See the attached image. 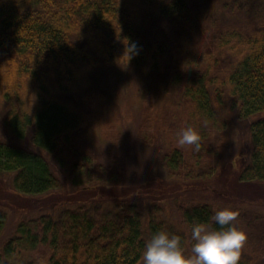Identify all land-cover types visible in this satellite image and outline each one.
Masks as SVG:
<instances>
[{
	"label": "trees",
	"instance_id": "16d2710c",
	"mask_svg": "<svg viewBox=\"0 0 264 264\" xmlns=\"http://www.w3.org/2000/svg\"><path fill=\"white\" fill-rule=\"evenodd\" d=\"M132 43L138 54L128 61ZM119 65L159 74L166 92L177 88L174 104L146 113L137 134L149 145L169 138L157 147L179 186L212 192L226 128L216 107L250 119L249 160L228 170L234 190L222 193L237 202L234 223L247 236L238 264H264V0H0V174H13L14 188L31 198L63 187L89 195L19 221L10 236L0 207V264H143L157 231L181 236L190 254L193 224L219 227L208 201L175 198L172 221L158 204L147 211L128 194L101 192L119 171L78 133L101 121L102 139L120 144L121 116H102L105 93L95 82ZM188 126L199 149L178 144Z\"/></svg>",
	"mask_w": 264,
	"mask_h": 264
},
{
	"label": "rangeland",
	"instance_id": "374dc122",
	"mask_svg": "<svg viewBox=\"0 0 264 264\" xmlns=\"http://www.w3.org/2000/svg\"><path fill=\"white\" fill-rule=\"evenodd\" d=\"M116 70L101 69L95 76V82L105 93V97L97 104L102 116L104 118H112L115 114L121 116V122L117 127L123 135L120 144L114 146L110 141L102 139L101 121L88 125L78 133L79 137L93 143L100 160L113 166L110 171H119V174H115L113 180L108 182L113 188H105L101 192L108 194V200L128 194L140 205L145 204L147 211L153 204H158L166 209L165 215L172 221L175 219L173 201L175 198L208 201L213 203L217 210L235 207L237 202L225 197L222 190L229 192L234 190L231 178L233 174L228 170H238L241 161L249 160L252 143L250 119L238 120L235 111H231L228 105L216 107L220 119L226 122L221 140L223 160L220 162V168L211 176L209 188L212 192H207L206 195L199 194L204 185L197 186L195 191L187 189L186 184L179 186L177 184L179 180L171 178L168 169L163 166L160 159L161 150L157 146H160V143L163 145L169 143V138L165 134L151 145L143 143L137 134L146 113L154 114L153 111L156 110L162 112V107L174 104L173 95L177 88L173 87L170 92H166L164 87L167 80L156 73L141 72L125 65H119ZM172 108L178 110L177 107ZM127 114H132V118H128ZM1 125L0 137L6 141L5 127L3 123ZM116 161L120 163L119 166H116ZM12 178L13 174H0V207L5 211L8 220L5 236L12 235L18 222L23 219L48 212L49 209H53L51 212H57L62 205L74 207L76 203L86 202L85 198L89 196L84 194L82 188L63 187L31 198L14 188ZM200 183L206 182L199 180V185ZM98 197L100 196L97 195L96 198ZM52 198H59L55 206ZM257 206L261 208L264 204L257 203Z\"/></svg>",
	"mask_w": 264,
	"mask_h": 264
},
{
	"label": "clouds",
	"instance_id": "9594fccd",
	"mask_svg": "<svg viewBox=\"0 0 264 264\" xmlns=\"http://www.w3.org/2000/svg\"><path fill=\"white\" fill-rule=\"evenodd\" d=\"M138 54L135 43L129 46L128 61L133 54ZM178 144L200 147V134L191 126L177 133ZM238 211L232 207H223L215 211L212 220L219 227L209 222L192 225L190 254L185 253L181 236L160 230L146 242L142 253L143 264H238L240 250L247 236L234 221ZM39 264H44L43 260Z\"/></svg>",
	"mask_w": 264,
	"mask_h": 264
}]
</instances>
